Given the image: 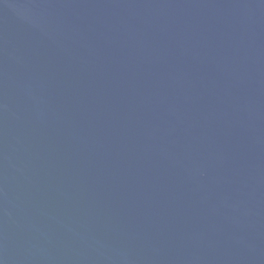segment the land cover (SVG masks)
Listing matches in <instances>:
<instances>
[{"label":"water","instance_id":"1","mask_svg":"<svg viewBox=\"0 0 264 264\" xmlns=\"http://www.w3.org/2000/svg\"><path fill=\"white\" fill-rule=\"evenodd\" d=\"M0 264H264V0H0Z\"/></svg>","mask_w":264,"mask_h":264}]
</instances>
